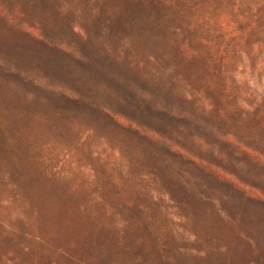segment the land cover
Listing matches in <instances>:
<instances>
[{
    "label": "rangeland",
    "instance_id": "1",
    "mask_svg": "<svg viewBox=\"0 0 264 264\" xmlns=\"http://www.w3.org/2000/svg\"><path fill=\"white\" fill-rule=\"evenodd\" d=\"M261 197L264 0H0V264H245Z\"/></svg>",
    "mask_w": 264,
    "mask_h": 264
},
{
    "label": "trees",
    "instance_id": "2",
    "mask_svg": "<svg viewBox=\"0 0 264 264\" xmlns=\"http://www.w3.org/2000/svg\"><path fill=\"white\" fill-rule=\"evenodd\" d=\"M5 17H8V16H5ZM73 28H74V31H75L76 28L74 26H73ZM32 37L34 38V41H36L40 46H43L45 48H49L51 50H55V51L61 52L62 54L66 53V50L63 47V43H60V44L54 43L53 44L51 42H47L44 39V37H42V36L32 35ZM53 86L58 87V88L61 87V85H59V86L53 85ZM104 114L106 116L110 117L113 120V116H111V114L106 113V112ZM156 114L159 115V117L161 119L163 117H165L166 119H170L172 121H176V125H174L173 128L176 129V130H182L183 125H181L179 123L182 121L183 116L178 115L176 113H156ZM125 117L129 121H131L132 123H135L139 127H141L142 131H144V133H145V134H143L144 137H146V138L148 137V139H150V141H152L156 145V147H163L164 146V148H165V145H167V144L165 142H163V140L160 138V136H162V133H161L162 131L160 132L158 129H154L153 127H148V125H145V124L142 125V123H140V121H138V119H133L132 117H129L128 115L125 116ZM177 124H179V125H177ZM168 125L171 126V123H168ZM166 151L171 156H177L178 155V156H181V157H185V156L182 155L181 152L174 150V147L172 145H169L168 147L166 146ZM188 161L192 162V163L195 162V160L193 158H191V157L188 158Z\"/></svg>",
    "mask_w": 264,
    "mask_h": 264
},
{
    "label": "crops",
    "instance_id": "3",
    "mask_svg": "<svg viewBox=\"0 0 264 264\" xmlns=\"http://www.w3.org/2000/svg\"><path fill=\"white\" fill-rule=\"evenodd\" d=\"M258 202L261 205V210L264 212V197L259 198ZM258 202L255 203L253 218L252 221L250 220L248 227L249 234L245 236L246 239L244 240L248 244L246 248L248 251L247 253L245 252L247 256L245 264H264V213L261 215L257 213L258 209L256 206H258ZM242 242L243 240L240 239V244Z\"/></svg>",
    "mask_w": 264,
    "mask_h": 264
}]
</instances>
